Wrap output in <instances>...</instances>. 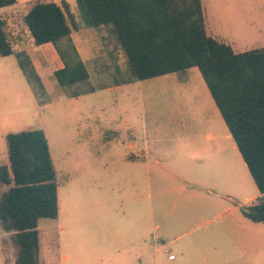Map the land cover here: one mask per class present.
Listing matches in <instances>:
<instances>
[{
    "label": "rangeland",
    "instance_id": "374dc122",
    "mask_svg": "<svg viewBox=\"0 0 264 264\" xmlns=\"http://www.w3.org/2000/svg\"><path fill=\"white\" fill-rule=\"evenodd\" d=\"M36 1L40 0H31ZM57 1L62 3V0ZM72 1L74 15L71 18L84 23L76 0ZM202 4L208 35L231 45L235 52L264 47V0H202ZM25 10L26 4L0 9L11 41H15V36L26 41L27 31L22 21ZM97 31L101 45H95V56L87 65L92 84L100 89L79 96L70 95L77 87H63L62 92L53 91L56 102L51 104L48 102L52 97L47 92L36 94L15 55H0V166L8 163L7 134L34 128L46 133L59 185L66 180L70 182V176L80 169L74 167L75 160L69 158L79 156L81 169L91 165L95 154L105 163L110 156L122 158L114 164L108 163L107 168L99 172V185L113 188V204L122 206L120 212L125 215L122 220L117 218L114 222L112 219V224L105 228V222L99 219V231L88 235L83 230L79 234L88 237L77 243L66 242L56 228L41 231L37 264H264V223L246 219L236 230L235 225H239H234L227 215L213 223L202 219L210 214L209 210H198L199 186L191 184L197 179L208 180L203 186L236 192L240 198L258 191L242 154L238 150L233 152L228 145L234 142L233 138L227 140L223 146L225 151L222 149L219 154L211 149L216 139H206L207 131L214 135L218 131L215 122H206L209 111L200 104L208 97L211 99L200 70L193 67L136 80L120 89L104 90L130 77L131 71L110 29L102 27ZM21 47L14 45L17 50ZM52 66L56 68L58 64ZM217 114L227 128L218 110ZM107 126L118 132L114 133L112 143L106 142L108 146L101 138ZM134 139L149 142L154 150L156 147L164 148L165 153L170 150L173 157L170 155L168 161L174 173L152 174L146 179L134 177L137 164L132 168L133 163L127 164L123 158L131 152L129 143ZM202 143L210 146L207 147L209 153L196 159L189 154L179 156L178 152L189 144H194L198 151L196 148ZM156 188H160L157 196L154 195ZM7 189L0 182V196ZM153 204L155 217V213L151 216L149 212ZM139 206L145 210V218L139 213ZM160 215L170 220L163 226L172 234L162 240L154 228ZM196 222L198 225H193ZM195 226L200 227L189 233ZM219 226L226 231L217 229ZM177 234L179 237L175 238ZM161 244L168 252L164 247L156 250ZM17 251L14 233L0 225V264H16ZM64 252L68 254L66 261L62 258ZM169 252L177 257L175 261L168 259Z\"/></svg>",
    "mask_w": 264,
    "mask_h": 264
},
{
    "label": "trees",
    "instance_id": "16d2710c",
    "mask_svg": "<svg viewBox=\"0 0 264 264\" xmlns=\"http://www.w3.org/2000/svg\"><path fill=\"white\" fill-rule=\"evenodd\" d=\"M82 20L108 27L117 38L131 71L125 82L146 80L197 67L218 106L238 150L262 194L241 207L253 222H264V47L235 52L206 32L202 0H76ZM16 0H0V8ZM69 4L40 0L22 21L27 38L11 41L0 17V55H15L37 95L42 79L25 46L51 42L64 66L55 78L72 95L94 91L84 61L71 37ZM14 45H21L17 50ZM8 163L0 166V225L13 232L16 264H37L40 218L59 213L57 173L42 129L7 134Z\"/></svg>",
    "mask_w": 264,
    "mask_h": 264
},
{
    "label": "crops",
    "instance_id": "0c3cea01",
    "mask_svg": "<svg viewBox=\"0 0 264 264\" xmlns=\"http://www.w3.org/2000/svg\"><path fill=\"white\" fill-rule=\"evenodd\" d=\"M48 1H54L59 5H62L57 0H48ZM63 1V0H62ZM69 4L70 11L72 15H74V9H72V0H65ZM31 0H16V2L12 5H19V6H25L26 4V10L24 12V15L29 11L31 6L33 5V2ZM77 3V1H76ZM78 6V5H77ZM10 6L2 7L0 9L8 8ZM1 17V16H0ZM3 18V17H2ZM74 24L72 25V31H71V37L73 38L78 51L80 52V55L82 57V60L84 61L86 68L88 70L89 76H90V83L92 84L93 79L90 73V70L87 65V61L90 58H93L95 56L93 54V50H95V45H101L98 41V31L95 27L87 26L84 23H80L78 19L72 18ZM17 37V36H15ZM25 49L27 50L29 56L31 57L41 79L44 84V92L52 97V100L48 103L51 104L53 102H56L54 99L55 97V90H59L62 92L63 86H61L58 81L55 78V71L62 68L64 66V63L62 59L60 58L59 54L57 53L54 45L51 42L43 43L38 46L28 44L25 46ZM92 55L91 57H86L84 54ZM39 63H37V62ZM58 64L56 68H53V64ZM42 68V69H41ZM45 73V74H43ZM130 77L126 78L125 80H118L116 82V85H108L104 88V90H114V89H120L122 88L127 82ZM92 81V82H91ZM130 83V82H129ZM97 89L95 88L94 91L91 92H83L82 94L87 93H94ZM209 90V89H208ZM209 94L211 96V99L209 97L206 101H200V104L202 103L205 108L209 111V116H206V122L212 123L215 122V128H217V134H212L209 131L205 133L206 139L208 141H213L214 145H212L211 149L215 150L216 153H220L223 149V152L225 151V144H227V140H232V135L227 128L224 127L221 124V119L219 115L217 114V110L219 111L222 119L224 120L218 106L216 105L210 91ZM71 95V94H70ZM66 96V95H65ZM75 96V97H79ZM61 99V98H60ZM214 104V105H213ZM212 121V122H211ZM225 122V120H224ZM226 124V122H225ZM128 126V129H130V126ZM114 133H118L116 131H112L108 126L105 127L104 130H102L101 138L104 139L105 145L108 146L107 141L113 142V138H115ZM114 136V137H113ZM117 136V135H116ZM234 140V139H233ZM79 142V141H78ZM111 145V144H110ZM230 145V149L232 151H237V145L235 141H230L228 143ZM50 146V144H49ZM188 148L179 151V156H185L189 154V156L192 159H196L200 156H202L205 153H209L210 149L205 146L203 143L198 149V151L195 150L194 144H189L187 146ZM223 147V148H222ZM129 148L131 150L130 153L125 155L124 161L127 162V164L133 163L131 165L132 168L135 167L137 171L135 170L133 172L134 177H138L139 179H146L148 177H151L152 174L155 176H165L167 174L174 173V168L169 165V156L171 155V151L167 150L166 153L163 151L164 148L156 147L155 150L151 149V146L149 142L147 141H141V140H131L129 143ZM51 150V148H50ZM163 151V153H162ZM239 151V150H238ZM77 153V152H76ZM88 153V152H87ZM52 154V151H51ZM90 154V153H89ZM108 155V153H106ZM92 155V154H91ZM95 156V157H94ZM173 157V155H171ZM79 156H76L75 158H69L73 159V166L79 167L80 169L75 170L73 176H70V182L66 180L62 185L58 184V205H59V213L56 218H40L38 223V229H39V235L41 234V231L49 232L52 231V228H56L60 235L65 236L66 242H82L85 240V236L82 233V231L86 230L88 235L91 234V232L97 233L99 231V225L98 220L101 219L102 222H105L104 227L106 228L110 224H112V219H114V222L118 218V220H122V218L125 216L124 213L120 212L122 210L121 207H116L113 204L114 201V190L113 188L108 189L104 185H99L100 175L99 172H102L105 170L108 166V163L114 164L116 161L122 159L119 157H111L110 160H108L107 163L101 161L98 154L93 155L94 158L91 165L87 166V168L81 169ZM53 158V155H52ZM99 158V159H98ZM54 161V159H53ZM246 164V163H245ZM129 166V165H128ZM247 166V165H246ZM128 167V168H131ZM56 169V168H55ZM128 173V171H125ZM130 173V172H129ZM217 177H220V175H217ZM208 180H202L199 181L198 179L196 181L191 182L193 185L199 186L200 192L198 193L199 198L201 201L198 203V210L204 211L209 210L211 217H203L202 219H207L209 222H216L217 219L225 217L226 215L232 220L235 224H238L239 226L234 227V229L237 230L238 227H242L243 223L247 219L243 213H241V207L247 204H252L258 197H260L262 194L260 193L259 189L258 191L253 192L252 194H246L245 198L238 197L236 192H226L225 190H220L218 188L212 189L207 185ZM141 185V183H140ZM139 185V186H140ZM142 186L145 187V184ZM141 187V186H140ZM258 188V187H257ZM157 190L154 192V195L157 196L159 193L160 188H156ZM148 196V195H147ZM149 196H152L149 194ZM242 199H244L242 201ZM241 211V212H240ZM149 212L151 213V216H156V207L153 204L152 208L149 207ZM139 213H142V217L145 218V210L139 206ZM249 220V219H247ZM251 221V220H249ZM122 222V221H121ZM253 222V221H252ZM169 224L170 220H167L164 215H160L159 219L155 222L154 228L159 232L158 235L160 240H162V237H170L172 234L169 232L168 227H164L163 225ZM255 223H264V222H255ZM193 225H198V222H196ZM172 226V224H171ZM200 226H195L194 229L188 230L189 233L191 231L194 233L199 229ZM222 228V229H220ZM217 229H220V231L225 232V228L219 226ZM90 231V232H89ZM103 231V230H102ZM218 232L215 231V237H218L216 234ZM219 234V233H218ZM176 237H179L177 234ZM135 241V240H134ZM133 241V244H134ZM165 248L164 244H161L160 246H156V250H160V248ZM163 248V249H164ZM74 250H76L74 248ZM167 248H165L166 252ZM169 250V249H168ZM169 255L172 253L169 252ZM18 255V251L15 257V261ZM168 255V259L170 261H175L177 257L175 256L174 259H170ZM140 257V256H139ZM63 260L68 259L67 252H64L62 254ZM139 263H141V259L139 260Z\"/></svg>",
    "mask_w": 264,
    "mask_h": 264
},
{
    "label": "built area",
    "instance_id": "2783aa9c",
    "mask_svg": "<svg viewBox=\"0 0 264 264\" xmlns=\"http://www.w3.org/2000/svg\"><path fill=\"white\" fill-rule=\"evenodd\" d=\"M166 251L168 252V250H166ZM169 258H170V259H174L175 256H174L173 254H171V255H169Z\"/></svg>",
    "mask_w": 264,
    "mask_h": 264
}]
</instances>
